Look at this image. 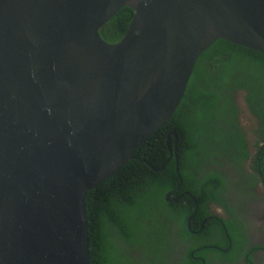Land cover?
Instances as JSON below:
<instances>
[{"label":"water","instance_id":"water-1","mask_svg":"<svg viewBox=\"0 0 264 264\" xmlns=\"http://www.w3.org/2000/svg\"><path fill=\"white\" fill-rule=\"evenodd\" d=\"M219 39L264 53V0H0V264H90L88 191L173 116Z\"/></svg>","mask_w":264,"mask_h":264},{"label":"trees","instance_id":"trees-1","mask_svg":"<svg viewBox=\"0 0 264 264\" xmlns=\"http://www.w3.org/2000/svg\"><path fill=\"white\" fill-rule=\"evenodd\" d=\"M134 14L122 7L100 28L101 36L121 40ZM251 183L264 185V53L219 39L199 56L173 116L117 173L88 191L90 264H172L171 250L179 245L182 264H203L192 251L205 264L214 252L239 258L245 236L237 207L226 229L218 220L205 227L199 222L210 213L206 204L228 203L232 187L240 191ZM168 192L178 199L167 200ZM175 219L180 227H171Z\"/></svg>","mask_w":264,"mask_h":264},{"label":"flooded vegetation","instance_id":"flooded-vegetation-1","mask_svg":"<svg viewBox=\"0 0 264 264\" xmlns=\"http://www.w3.org/2000/svg\"><path fill=\"white\" fill-rule=\"evenodd\" d=\"M170 137V134H168V138ZM227 165L229 167H232V164L230 162H227ZM246 170L250 169V163L245 164L243 166ZM228 178V176H225ZM234 181L232 184L237 183V176H233ZM236 180V181H235ZM239 183V182H238ZM231 184V186H232ZM263 185L260 183H251L247 188L245 189L242 185H240V191H235L234 187H232V192L225 196L229 199L227 202L229 203H219V202H213L210 201L206 206H209V214L202 215L200 218V226L205 227L206 223H210L209 220H218L222 223L223 227L225 229L227 228V221L235 216L234 213H232L233 208L237 207L238 211L236 213V218L239 219V227H241V234L245 236L243 239L245 241V244L243 246L242 253L240 254L239 258L237 259H224L222 257V253L220 252H214L215 257H213V262L211 264H264V189L262 188ZM188 195L193 196L196 199V196L190 192L186 191ZM171 196V193L168 192L165 195V198L171 202L178 199V196ZM231 196V197H229ZM197 200V199H196ZM185 202L187 203L188 200L185 199ZM191 218L188 219V223ZM178 219L173 220L171 227H180L178 225ZM214 225V224H213ZM219 224L217 223L214 225V227H218ZM188 227H191L188 225ZM175 233L178 232L176 229L174 231ZM182 243V242H181ZM205 245V244H204ZM172 247V243L170 244V247ZM205 247H213L216 248L217 251H223L225 253H229L231 251L230 247H222L217 244L212 245H205ZM204 246L201 248H205ZM215 249V250H216ZM198 249L195 251L197 252ZM184 251V246L179 245L178 248L172 249L171 254L173 258L172 264H182V262L178 261L180 256L182 255ZM192 256H195V258H201L203 260V264L206 263V260L203 259L201 256L195 255L194 251H192ZM219 254V255H218Z\"/></svg>","mask_w":264,"mask_h":264},{"label":"rangeland","instance_id":"rangeland-1","mask_svg":"<svg viewBox=\"0 0 264 264\" xmlns=\"http://www.w3.org/2000/svg\"><path fill=\"white\" fill-rule=\"evenodd\" d=\"M262 188L264 189V185L262 186Z\"/></svg>","mask_w":264,"mask_h":264}]
</instances>
